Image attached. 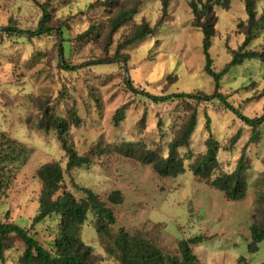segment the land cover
<instances>
[{
	"label": "rangeland",
	"instance_id": "374dc122",
	"mask_svg": "<svg viewBox=\"0 0 264 264\" xmlns=\"http://www.w3.org/2000/svg\"><path fill=\"white\" fill-rule=\"evenodd\" d=\"M112 1L0 0V133L31 149L24 163L9 166L11 182L0 197V220L27 229L48 250L59 236L58 216L32 225L42 189L38 170L53 161L66 166L56 134L47 135L27 124L38 119L43 107L59 115L76 107L83 123L71 130L69 139L81 154L103 140V147L141 142L147 148H162L164 156L190 110L197 108L198 126L189 148L181 151L182 155L192 151L194 158L185 161L186 172L176 179L158 180L150 166L113 154L95 158L91 167L66 172L62 191L78 194L79 188H89L103 198L120 191L124 202L115 208V227L142 233L173 255L178 254L179 240L202 235L203 241L192 246L199 264H264V240L254 254L249 247L252 218L264 214V124L256 129L247 126L218 100L201 105L186 98L155 103L147 95L215 92L213 79L204 71L203 33L193 27L189 0H172L168 17L156 34L127 47L122 54L126 63H112L117 46L136 27L157 23L162 0H120L119 7L110 5ZM45 3L51 16L48 25L54 29L50 36L10 37L1 30L8 26L36 30ZM133 6L138 7V14L110 36L109 19L120 8ZM257 8L264 12V0ZM215 12L217 35L209 53L213 68L219 71L232 60L231 50L243 44L245 29H239V23L247 15L241 0H232L230 10L216 7ZM263 46L264 28L248 49L260 51ZM62 59L76 70L63 69ZM219 92L246 117L264 116V63L250 61L231 69ZM123 106L124 119L116 125L114 116ZM237 133L240 138L230 148ZM210 134L220 143L218 159L224 171L232 172L245 151L248 189L242 201H227L222 192L194 179L189 170L205 152ZM92 221L90 216L81 238L92 248L93 262L119 264L99 243ZM23 252L20 241L9 239L4 264H20Z\"/></svg>",
	"mask_w": 264,
	"mask_h": 264
},
{
	"label": "trees",
	"instance_id": "16d2710c",
	"mask_svg": "<svg viewBox=\"0 0 264 264\" xmlns=\"http://www.w3.org/2000/svg\"><path fill=\"white\" fill-rule=\"evenodd\" d=\"M171 1L162 0L161 17L157 23L154 26L142 23L136 27L117 46L116 53L110 62L123 61L126 63V59L122 60V54L127 47L144 40L146 37L154 36L168 17ZM241 1L244 3L247 19L239 23V29H245L241 32L245 39L239 49L231 50L232 60L222 70L216 71L213 68V60L209 53L217 35L218 17L215 8L230 10L232 0H189V8L193 16V27L203 33L202 50L206 61L204 71L213 79L215 92L212 95L179 93L174 94L172 97L147 95L149 98L155 103L172 98H186L194 100L196 105L218 100L247 126L256 129L264 124V116L254 119L246 117L227 101V95L219 92L222 79L231 69L250 61L264 63V46L260 51L248 49L258 36L259 31L264 28V12L259 13L257 8L262 0ZM110 5L119 7L121 5L120 0H113ZM41 9L43 17L36 30L29 31L11 26L1 30L10 37L37 38L50 36L54 29L48 25L51 21L48 3L41 5ZM137 14V6L129 9L120 8L116 15L109 19L110 36L116 34L120 28L132 21ZM59 34L62 38L63 30L59 31ZM60 50L63 57L61 45ZM61 62V66L65 70H76L77 68L68 65L65 59H62ZM108 62L99 61L97 64ZM125 109L126 106H123L116 112L114 116L116 125L123 121ZM42 110L43 112L36 121L29 120L27 124L32 129L47 135L52 132L56 134L64 152L63 158L66 159V166L64 168L61 161H53L44 164L38 170L37 176L42 183V189L39 194L38 214L33 218L32 225L41 223L49 217L58 216L60 219L59 236L56 237L53 248L48 250L34 236H31L27 229L15 223H5L0 220V261L2 264L5 263V243L11 238L20 241L24 246V252L19 259L20 264H95L92 260V248L86 245L81 238V231L90 216H93L92 226L97 233L99 243L103 246L105 252L114 257L119 264H199L200 261L192 246L203 241L204 236L202 235L179 240L178 254L173 255L157 246L152 240L147 239L142 233H131L125 228L117 229L115 227L117 225L115 208L124 202V196L120 191L110 193L107 198H103L89 188L78 189V194L81 195L80 198L78 194L62 191L66 172L91 167L95 163V158L104 155L112 156L113 154H121L141 165L150 166L158 180L171 181L176 179L186 172L185 161H191L194 158L192 151H188L185 155H182L181 151L189 148L191 138L198 126L197 108L190 110V114L169 142L166 156H164L162 148H159V150L147 148L146 144L141 142H125L121 145L103 147V140L95 142L87 153L81 154L74 148L69 139L71 130L81 127L83 123L76 107L72 106L65 115L56 114L47 107H43ZM207 130L210 131L209 121ZM239 138L240 133H237L231 140L230 148L235 147ZM205 146V152L196 157L189 167L194 179H201L210 188L222 192L224 198L229 202L244 200L248 189L245 174L249 170L245 151L239 158L236 168L232 172H227L223 170L222 163L218 159L220 143L212 134L205 141ZM30 153L31 149L26 145L5 133H0V197L8 189L11 182L9 179V166L24 163L29 158ZM250 230L252 243L249 247L250 252L254 254L258 251V244L264 240V214L261 218H255L254 220L252 218Z\"/></svg>",
	"mask_w": 264,
	"mask_h": 264
}]
</instances>
